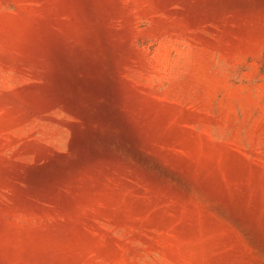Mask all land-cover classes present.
<instances>
[{"label":"rangeland","instance_id":"rangeland-1","mask_svg":"<svg viewBox=\"0 0 264 264\" xmlns=\"http://www.w3.org/2000/svg\"><path fill=\"white\" fill-rule=\"evenodd\" d=\"M0 264H264V0H0Z\"/></svg>","mask_w":264,"mask_h":264}]
</instances>
